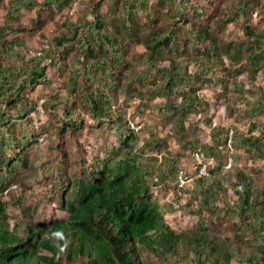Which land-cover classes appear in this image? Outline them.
Masks as SVG:
<instances>
[{"label": "rangeland", "instance_id": "rangeland-1", "mask_svg": "<svg viewBox=\"0 0 264 264\" xmlns=\"http://www.w3.org/2000/svg\"><path fill=\"white\" fill-rule=\"evenodd\" d=\"M132 1L130 17L134 31L122 26L124 0H65L61 8L44 3L40 8L43 22L38 29H34L33 25L38 6L32 10L22 9L14 20V23L27 27L16 35L27 45L28 56L38 53L37 50L42 47L56 49V37L66 36L67 39L63 40V54H57V57L64 56L63 61L58 66L56 63L48 64L49 83L36 85L30 93V97L37 101V111L29 113L26 121V118L16 120V133L21 124L27 122L28 133L34 136L27 140L30 142L26 150L28 164L17 165L8 180L0 183L1 213L7 216L10 226L17 225L20 233H24L27 227L37 230L57 219H64L67 212L61 206L59 197L67 180L82 174L89 164L101 167L106 157L111 163L120 157L115 149L118 146L115 129L108 120L95 119L81 98L73 103L81 120L77 129L70 126L61 128L62 110L48 111L43 107L44 100L54 95H66V81L73 65L82 69L81 61L90 65L104 57L106 64L114 70L113 75L118 77L117 81L111 75L101 73V68L90 69V75L98 77L99 84H111V109L118 111L130 123L142 125L139 143L150 135L165 137L166 146L161 152L156 150L152 153V162L157 165L163 157L166 168L176 160L175 168H182L191 178L186 184L188 186L180 187L172 174L161 182L157 181L156 174L150 175L152 198L163 206V219L176 232L191 233L205 225L206 231L221 247L230 246L239 253L253 252L251 231L234 218L221 215L210 219L204 210L203 219L198 218L195 210L199 205L193 197L198 177L190 153L198 147L206 154L218 145L211 152L216 158L213 157L214 167L210 174L225 183L228 196L234 200V172L239 169L248 182L251 196L256 198L264 214V159L253 161L242 148L235 152L230 138L235 128L247 132L252 115L249 110L245 111L248 107L240 102L241 97L254 100L252 95L234 86V81L243 83L244 88L256 89L257 95L264 101V52L255 59L247 57L246 51L236 55L234 48L245 38L244 26L264 36V0ZM7 7L8 0L0 1V24L7 15ZM93 14H98L103 29L121 41L123 51L119 59L112 54L105 56L97 52L85 55L81 42L90 41L95 51L98 49L87 28V23L94 19ZM198 24L209 27L216 44L212 46L205 42L204 48H201L203 53L196 51L198 43L190 30V25ZM157 27L171 28L177 36L169 51L164 50L151 59L144 41L149 31ZM207 49L210 52L208 55ZM207 56L210 60L203 61ZM246 60L253 61L236 74V68ZM172 63L176 64L173 69L184 71L185 75L176 81V86L186 92L193 85L195 89V105L185 118L179 109L169 107L160 94L168 77L164 69ZM195 69L199 70L201 77L191 82L188 73ZM75 81L78 85L76 93L82 86L92 88L90 78L81 72ZM256 117L264 125V108L257 112ZM217 156L222 163L220 168L216 167ZM229 161L231 165L227 166ZM54 169L59 173L53 175ZM218 205L222 203L218 201ZM140 253L147 264H193L190 254L187 255L181 245L174 255L147 249H142ZM44 255H49V252L38 246L34 263L46 264L41 258ZM227 264L247 263L230 259Z\"/></svg>", "mask_w": 264, "mask_h": 264}, {"label": "trees", "instance_id": "trees-1", "mask_svg": "<svg viewBox=\"0 0 264 264\" xmlns=\"http://www.w3.org/2000/svg\"><path fill=\"white\" fill-rule=\"evenodd\" d=\"M124 1L122 26L128 31H134L130 17L133 9L130 4L133 1ZM64 2L65 0H8L7 15L0 24L1 184L8 180L17 165L28 164L26 150L30 144L29 139L34 135L28 133L27 122L21 124L17 133L14 126L16 120L26 118V121L29 113L37 111V101L30 97V93L36 85L49 83L48 64L56 63L58 66L63 61L64 56L57 57V54H63V40L67 39L66 36L56 37V49L52 46L42 47L37 50L38 53L28 56L27 45L16 35L27 27L14 23V20L22 9L32 10L38 6L37 16L33 19L34 29H38L43 22L41 6L46 3L61 8ZM93 15L94 19L87 23V28L98 49L95 51L90 41L81 42L85 55L97 52L105 56L112 54L119 59L123 51L121 41L103 29L98 14ZM70 25L73 26V23ZM190 26L193 38L198 43V53L204 48L205 42L216 45L207 25ZM244 33L245 38L234 47L235 54L241 55L246 51L247 57L257 59L259 54L264 52V36L249 26H244ZM176 36L171 28L157 27L150 30L144 41L150 58H155L164 50L169 51ZM206 52V55L210 54L208 49ZM202 60L208 61L210 57ZM250 61L252 63L253 60ZM250 61L246 60L238 66L235 73L239 74L242 69H246V64ZM81 63L82 69L75 65L69 69L66 95H54L44 100L43 107L48 111L57 108L62 110L61 128L70 126L77 129L81 126V120L73 103L81 98L95 119L108 120L115 129L118 139L115 149L120 153V157L112 163L110 158L106 157L102 160L101 167L89 164L82 174L68 179L59 197L61 206L67 212L66 218L57 219L43 228L34 230L27 227L24 233L18 232L17 225L10 226L7 216L1 213L3 207L0 206V264H35L33 259L38 246L49 252V255L41 257L46 264H147L141 256L142 249L174 255L179 245L187 255L190 254L193 264H227L230 259L247 264H264V214L262 208L257 205L256 198L251 196L248 182L241 171L236 169L234 172V200L228 196L227 187L221 179L212 174L198 177L193 191V197L199 205L195 211L199 219H203V210L210 219L221 215L234 218L251 231L253 252L239 253L230 246L221 247L212 234L206 231L205 225L191 233L174 231L163 219V206L152 198L149 182L152 174H156L158 182L169 174H172L174 179L176 177V160L170 162L166 168V159L163 157L157 165L152 162V153L156 150L161 152L167 144V139L150 135L139 143L142 125L136 129L118 111L112 110L109 93L111 84H99L98 77L90 75V69L101 68V73L111 75L116 82L118 77L113 75L111 65L106 64L104 57L96 59L90 65L83 61ZM175 65L172 63V68L165 67L164 72L168 77L160 94L165 97L169 107L179 109L181 116L185 118L195 105V89L193 85L186 92L176 86V81L185 75L184 71L173 69ZM79 72L90 78L89 84L92 88L82 86L76 93L78 85L75 79ZM200 77L198 69L188 73L191 82ZM234 86L252 95L254 100L241 97L240 102L248 107L245 111L249 110L252 115L247 132L237 128L233 130L231 147L235 152L240 148L246 150L249 159L253 161L264 159V125L256 117L257 112L263 110L264 101L257 95L255 87V90L247 89L243 83L236 81ZM217 146L206 151V155L215 159L216 156L211 152ZM217 151L220 153L221 149ZM221 164L217 156L216 167L220 168ZM56 173L59 171L54 169L53 175ZM12 187L15 188L16 185ZM10 193L13 196L12 189ZM218 201L222 205H218ZM189 202L192 203V200ZM200 224L203 225V222Z\"/></svg>", "mask_w": 264, "mask_h": 264}, {"label": "built area", "instance_id": "built-area-1", "mask_svg": "<svg viewBox=\"0 0 264 264\" xmlns=\"http://www.w3.org/2000/svg\"><path fill=\"white\" fill-rule=\"evenodd\" d=\"M131 126L138 129L141 126V124L135 125L131 123ZM190 154L194 162L196 177L209 176L212 168L214 167L213 156L206 155L201 148L193 149ZM230 165H231V161L228 162L227 166ZM190 180L191 178L186 175L185 171L182 168H179L177 170L175 182L177 183L178 186L180 187L185 186L186 184H188Z\"/></svg>", "mask_w": 264, "mask_h": 264}]
</instances>
